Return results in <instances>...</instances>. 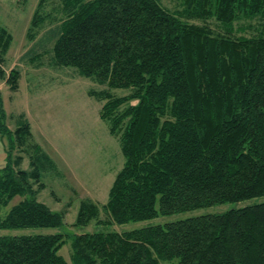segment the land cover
Listing matches in <instances>:
<instances>
[{"label":"trees","instance_id":"trees-1","mask_svg":"<svg viewBox=\"0 0 264 264\" xmlns=\"http://www.w3.org/2000/svg\"><path fill=\"white\" fill-rule=\"evenodd\" d=\"M43 1L29 37L52 16L38 11ZM58 1L53 64L107 86L88 94L102 102L99 117L124 158L105 204L80 201L77 226L123 225L264 196V0H181L174 12L159 0ZM241 20L256 21L248 25L255 34L238 35ZM11 42L0 26V84L16 91L20 72L2 69ZM109 89L130 92L113 97ZM2 119L0 103V133L14 131L17 142L0 169V210L22 200L0 217V229L59 227L63 213L36 199L51 159L33 142L25 115L13 131ZM23 154L30 170L21 167ZM63 244L61 234L0 237V264H264V202L75 235L70 263L58 254Z\"/></svg>","mask_w":264,"mask_h":264},{"label":"rangeland","instance_id":"rangeland-1","mask_svg":"<svg viewBox=\"0 0 264 264\" xmlns=\"http://www.w3.org/2000/svg\"><path fill=\"white\" fill-rule=\"evenodd\" d=\"M159 1L171 12L183 8L181 0ZM38 2L39 0H0V26L12 36L2 69L6 75L12 69L20 72L16 91H10L5 83L0 88V103L5 115L1 123L13 131L18 116L23 114L27 118L33 142L53 163L52 166L41 169V182L45 188L36 195V199L50 211L63 213V220L56 228L0 229V237L61 234L64 244L58 254L70 263L71 241L75 235L109 231L128 232L264 202L263 196L169 216L158 215L154 219L123 225H104L93 220L86 226H77L75 222L80 201L88 198L98 207L105 204L109 188L122 168L124 158L118 139L110 135L107 123L99 117L102 102L88 94L90 90L99 92L108 89L107 86L79 75L75 68L53 64L52 47L60 32L58 18L63 16L55 11H59L58 0L43 1L38 11H42V14L51 13L52 16L46 17L36 29L30 30L32 35L28 36L27 32ZM190 22L204 23L200 20ZM216 23L214 20L206 22L212 30L221 32ZM248 25L254 27L256 21L249 23L241 20L234 29H244L238 35L255 34ZM109 90L113 97H122L130 92V89ZM6 134L8 133H0V169L7 161L8 151H12L11 146H17L14 131L11 137ZM21 167L24 170L31 169L29 159L25 155ZM21 200L20 196L13 198L6 207L1 208L0 217L3 218ZM99 216L100 220L106 221L103 212H100ZM176 262L175 259L171 263Z\"/></svg>","mask_w":264,"mask_h":264},{"label":"built area","instance_id":"built-area-1","mask_svg":"<svg viewBox=\"0 0 264 264\" xmlns=\"http://www.w3.org/2000/svg\"><path fill=\"white\" fill-rule=\"evenodd\" d=\"M2 84H3V82L0 84V88L3 86Z\"/></svg>","mask_w":264,"mask_h":264}]
</instances>
